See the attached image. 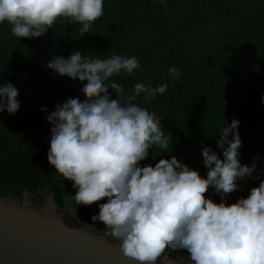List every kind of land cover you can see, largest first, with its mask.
I'll return each instance as SVG.
<instances>
[{"label": "trees", "instance_id": "1", "mask_svg": "<svg viewBox=\"0 0 264 264\" xmlns=\"http://www.w3.org/2000/svg\"><path fill=\"white\" fill-rule=\"evenodd\" d=\"M103 8L83 36L79 23L60 18L36 38L14 37L6 22L0 24V85L12 83L20 101L14 115L0 112V195L23 200L29 193L36 206L53 195L60 212L68 207L80 224L108 232L103 222L90 219L107 198L74 204L72 182L47 161L51 126L46 116L67 98L83 100L86 81L60 76L46 62L79 50L99 59L135 56L138 69L111 77L125 95L138 81L167 84L165 93L148 99L141 93L134 101L148 104L173 138L167 152L149 149L141 166L175 155L205 176L202 147L211 146L222 159L218 131L238 119V159L247 165L259 159L226 203L246 197L264 179V0H104ZM173 65L180 72L177 80L169 79ZM204 195L220 201L211 188ZM175 252L187 260L186 250Z\"/></svg>", "mask_w": 264, "mask_h": 264}, {"label": "clouds", "instance_id": "2", "mask_svg": "<svg viewBox=\"0 0 264 264\" xmlns=\"http://www.w3.org/2000/svg\"><path fill=\"white\" fill-rule=\"evenodd\" d=\"M103 3L0 0V24L6 22L14 37L36 38L60 18L79 23L77 31L83 36L103 14ZM46 67L86 81L80 89L83 100L67 98L46 116L51 126L47 161L62 179L72 182L74 204L91 205L107 198L90 219L103 222L119 239L125 256L138 264H157L158 258L165 259L161 254L167 248L186 250L189 264H264V179L246 197L226 203L228 194L240 187L237 181L250 177L259 159L251 165L238 159L242 144L238 119L233 117L218 131L222 159L211 146L202 147L205 176L175 155L161 156L154 166H141L149 149L156 146L167 152L173 138L148 104L134 101L141 93L146 99L165 93L167 84L138 81L125 95L111 77L132 74L139 61L115 53L99 59L74 50L68 57H52ZM167 71L170 80L179 79L174 65ZM18 91L10 82L0 85V112L16 113ZM209 188L220 195L219 203L205 197Z\"/></svg>", "mask_w": 264, "mask_h": 264}, {"label": "water", "instance_id": "3", "mask_svg": "<svg viewBox=\"0 0 264 264\" xmlns=\"http://www.w3.org/2000/svg\"><path fill=\"white\" fill-rule=\"evenodd\" d=\"M53 195L42 206L29 193L23 200L0 195V264H138L123 254L119 239L80 224L69 225ZM174 253L157 264H189Z\"/></svg>", "mask_w": 264, "mask_h": 264}, {"label": "flooded vegetation", "instance_id": "4", "mask_svg": "<svg viewBox=\"0 0 264 264\" xmlns=\"http://www.w3.org/2000/svg\"><path fill=\"white\" fill-rule=\"evenodd\" d=\"M67 210H70V209L67 207L61 213H65V211H67ZM69 214H70V212L67 213V215H69ZM70 219H73L72 221H73V225H74V220H77V218L70 214V216L66 218V222L68 224H71V222H69Z\"/></svg>", "mask_w": 264, "mask_h": 264}, {"label": "rangeland", "instance_id": "5", "mask_svg": "<svg viewBox=\"0 0 264 264\" xmlns=\"http://www.w3.org/2000/svg\"><path fill=\"white\" fill-rule=\"evenodd\" d=\"M162 254H170V255H174L173 252L169 251V250H165Z\"/></svg>", "mask_w": 264, "mask_h": 264}]
</instances>
